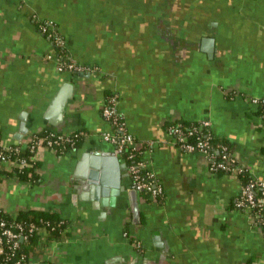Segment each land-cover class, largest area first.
<instances>
[{"label":"crops","instance_id":"crops-1","mask_svg":"<svg viewBox=\"0 0 264 264\" xmlns=\"http://www.w3.org/2000/svg\"><path fill=\"white\" fill-rule=\"evenodd\" d=\"M53 20L81 72H59L53 41L39 24ZM213 38V50L202 49ZM108 93L162 185L138 194L134 218L127 163L100 135ZM264 0H0V134L6 145L48 131L85 130L78 148L37 151L34 177L0 169V207L17 216L57 213L67 230L46 229L28 250L31 264H264V239L235 207L243 181L211 172L205 155L172 142L174 121L208 120L250 175L264 179ZM25 132L19 136L21 126ZM19 136V137H18ZM117 157L97 169L121 187L100 206L83 154ZM128 232V233H127ZM140 242L141 247L131 241Z\"/></svg>","mask_w":264,"mask_h":264},{"label":"built area","instance_id":"built-area-1","mask_svg":"<svg viewBox=\"0 0 264 264\" xmlns=\"http://www.w3.org/2000/svg\"><path fill=\"white\" fill-rule=\"evenodd\" d=\"M39 28L43 34L55 42L61 52L66 49V41L53 20L40 22ZM52 57L56 60V67L59 72H81L89 69L88 66L74 61L66 53L64 56L48 55V58ZM261 98H253L252 102L258 105ZM118 106V96L111 94L102 108V116L109 123L110 130L103 132L100 138L103 141L112 143L117 156L122 157L126 161L128 172L133 179L135 188L140 192L149 193L154 200H159L164 195L163 187L155 173L148 168L147 163L141 157L145 145L149 146L151 143L143 144L137 141L135 136L129 132ZM205 129L210 131V122L208 120L191 122L190 125L174 121L168 126L172 142L185 152H200L204 154L211 172L224 170L238 175L241 172L248 171L247 168L239 163L227 146H221L218 151L221 156L217 158L214 146L209 140L210 136L203 137V130ZM72 134L52 133L50 137L44 140L39 138L37 134H33L25 142V145L22 143L6 145L0 134V169L7 165L9 171L24 174L27 168L32 166V162L37 160V151L41 147H49L57 151V148L64 144L70 143L73 145ZM78 135L77 133L74 134V136ZM26 151H30V155L22 154ZM258 188L262 190L263 197L261 198L256 195ZM263 204L264 179L257 180L251 177L248 182L242 184L235 200V207L251 215L253 223L259 228L264 239ZM60 223L63 225L60 232L64 233L67 230L66 221L62 220ZM42 229H46L51 233L55 227L43 220L39 223L30 221L25 224L23 221H18L14 214L8 213L0 207V264H31L29 254L20 252L21 242ZM136 245L139 248L141 247L139 241L136 242Z\"/></svg>","mask_w":264,"mask_h":264},{"label":"trees","instance_id":"trees-1","mask_svg":"<svg viewBox=\"0 0 264 264\" xmlns=\"http://www.w3.org/2000/svg\"><path fill=\"white\" fill-rule=\"evenodd\" d=\"M51 39V38H50ZM52 40V39H51ZM53 41V40H52ZM53 45L55 47V55L59 56V55H62L64 56L65 53H67L66 49L61 52V49L55 44V42L53 41ZM111 95V93H108V97ZM107 97V99H108ZM107 102V101H106ZM258 107H259V114H261L262 116H264V97L262 96L259 104H258ZM101 114H102V110H101ZM182 122L183 124H188L190 125L191 122H185V121H180ZM204 133H203V137L206 138L207 135L210 136L209 140L210 142L213 144L214 146V149L216 151V155H217V158H220L221 156V153L218 152L220 149H221V146H227L229 148V145L226 141H224L223 139H220L218 137H216L212 132L211 130H203ZM79 134L78 136H74V134ZM51 132H48V131H44L42 133H38L37 136H39V138L41 139H45L47 137H50L51 136ZM87 134V132L85 130H77L75 132H73L72 136H73V145L70 144V143H67V144H64L63 146L61 147H58L57 148V152L58 153H64L66 151H68L69 149H74V148H78L82 142L84 141V138H85V135ZM230 149V148H229ZM23 155H30V151H26L24 153H22ZM38 165V161L37 160H34L32 162V166L31 167H28L26 172L24 174H20V173H16L17 176H19L20 178H25V177H34V174H35V168L37 167ZM216 172H219V173H229V172H226L224 170H218ZM238 176L242 179L243 183H246L248 182L250 179H251V175L248 171H244V172H241L238 174ZM143 194L146 193V194H149L147 192H142ZM256 195L258 197H263L262 195V190L260 188H258L256 190ZM235 205V204H234ZM262 216H264V204H263V209H262ZM16 219L18 221H23L25 224H28L30 221H35L37 223H39L41 220H43L44 222H49L52 226L55 227V229L52 230V234L53 235H58L59 232L61 231L63 225L60 223L63 219L57 214V213H54V212H49V211H43V210H30V211H26V212H20L17 216H16ZM65 221V220H64ZM128 233V232H127ZM37 239V233H33L31 234L28 239L26 240H23L21 242V249H20V252L21 253H27L28 254V250L30 249V247L32 246V244L36 241ZM131 241L134 242L136 244V240L134 237H131Z\"/></svg>","mask_w":264,"mask_h":264},{"label":"water","instance_id":"water-1","mask_svg":"<svg viewBox=\"0 0 264 264\" xmlns=\"http://www.w3.org/2000/svg\"><path fill=\"white\" fill-rule=\"evenodd\" d=\"M203 46L202 49L208 52L213 50L214 47V39L213 38H204L203 39ZM26 126L22 124L21 129L19 130V136H21L25 132ZM18 136V137H19ZM89 160L92 166V171L90 172V176L88 181L90 183H94L96 189L95 198L98 201V205L100 206H107L114 205L116 197L121 194V187L119 185H113V188H108L104 186L103 180L98 177L97 169L101 167V165H106L107 163H117L118 158L112 156H105L99 152H87L83 154L82 161ZM128 194L130 197L131 209L134 215V218L139 217L140 209H139V202H138V190L133 187L128 190ZM140 264H159L156 261H142Z\"/></svg>","mask_w":264,"mask_h":264}]
</instances>
